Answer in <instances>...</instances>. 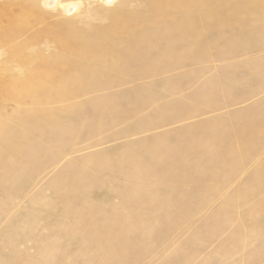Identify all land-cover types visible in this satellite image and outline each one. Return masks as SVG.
<instances>
[{
    "label": "rangeland",
    "instance_id": "1",
    "mask_svg": "<svg viewBox=\"0 0 264 264\" xmlns=\"http://www.w3.org/2000/svg\"><path fill=\"white\" fill-rule=\"evenodd\" d=\"M41 1L0 0V264H264V5L187 34L164 2L122 29L138 0H62L94 63Z\"/></svg>",
    "mask_w": 264,
    "mask_h": 264
},
{
    "label": "bare ground",
    "instance_id": "2",
    "mask_svg": "<svg viewBox=\"0 0 264 264\" xmlns=\"http://www.w3.org/2000/svg\"><path fill=\"white\" fill-rule=\"evenodd\" d=\"M48 2H40L41 4L42 3H46V4H44V5H46V6H48V8L50 7V8H52V7H59L60 9H62V12H63V14H65V16L66 15H69L70 17H68V18H64V19H61V20H57V23L55 24V28L57 29V27L58 28H61L62 30H61V32H64V36H65V39H63L64 40V42L66 41V44H71V42H74V41H76V42H74L75 43V48L74 47H71L70 48V45H67V46H65V50L63 49V51H64V53H65V55H66V57H67V54H69L70 53V56L71 55H75L76 56V58L78 59L79 58V56H80V58H82L84 55H90V57H92V62H94V63H96V62H104L105 61V59H106V56H107V51L105 50V49H102V50H100L99 51V53H93V50L90 48V46H89V44H87L85 41H86V38L85 39H83L84 37H81L80 36V34H81V28L82 27H84V26H82L81 24H79V19H78V21H76L75 20V16H71V15H73V13H75V12H77V10H78V7L80 6H78V4H76V3H73V1H71L72 3H63L62 2V0H47ZM114 1H116V0H104V2L105 3H107L108 5H110V3H113ZM133 1V0H132ZM213 0H138V1H136V3H138V6H136L135 7V11H131V10H128V12H127V14L123 17V18H118V19H114V20H112V22H111V26L113 27V26H115V27H118V28H122V29H125V28H127V24L130 22V21H141V17H140V14L141 13H143L144 12V14H148V15H146L148 18L146 19V21H147V25H144V23H143V25L142 26H148L147 28H150L149 26H151V24L149 23L148 24V22L149 21H158V20H156V16L157 17H159V13H160V11H161V9L162 8H164V6H163V2L164 3H166V5L167 6H169V8L170 7H173V8H175V9H177L180 13H179V15H178V17H177V23H173L174 24V28H178L179 30H181V31H189L190 32V27H189V25H191V24H193L192 23V21H194V19L196 18V20H198L199 21V24H201V22L203 23V22H205V21H208V19H209V17L211 16V15H213V13H214V11L215 10H219V6L217 7V6H215V5H217L218 4V2H220L221 4H223L222 3V1H218L217 2V4L215 3L213 6H215L217 9H213V7H212V4L214 3V2H216L215 0H214V2H212ZM226 1V0H225ZM225 1H224V4H225ZM234 0H231V2H229L228 1V4L230 3V5H232V3L233 4H235L234 2H233ZM240 1V0H239ZM239 1L237 2V4L239 3ZM247 0H245V2H246ZM260 2V3H262L261 5L263 6L264 5V0H255V2ZM80 2V1H79ZM227 2V1H226ZM244 2V1H243ZM249 2V1H248ZM78 3V2H77ZM129 3H131L132 4V2L130 1V0H124V1H122L121 2V4H124V5H130ZM253 3H254V1H253ZM253 3H252V5H253ZM81 4V3H80ZM114 4V3H113ZM224 4H223V6H224ZM227 4V3H226ZM112 5V4H111ZM241 5V4H240ZM246 5H247V3H246ZM222 6V5H221ZM236 6V5H235ZM235 6H231V8L232 7H235ZM214 7V8H215ZM225 7V6H224ZM226 7H227V5H226ZM225 7V8H226ZM238 7V6H237ZM242 7H243V5H242ZM228 8V7H227ZM181 9H182V11H181ZM194 10L195 9V13H196V15L197 16H194L193 15V13L192 12H190V10ZM229 9V8H228ZM251 9V8H250ZM255 9V8H254ZM107 10V9H106ZM170 10V9H169ZM231 10V9H230ZM240 10H242V9H240ZM105 11V10H104ZM224 11V10H223ZM234 11H235V9H234ZM261 11V10H260ZM259 11V12H260ZM263 11V10H262ZM103 12V11H102ZM107 12V11H106ZM245 12H247V11H245ZM249 12V11H248ZM264 12V11H263ZM104 13V12H103ZM215 13H217V12H215ZM223 13V12H222ZM230 13H232V12H230ZM240 13H242V11L240 12ZM80 14V13H79ZM167 14H168V10H167ZM171 14V13H170ZM190 14V15H189ZM219 14V13H218ZM263 14V13H262ZM261 14V15H262ZM77 15V14H76ZM102 15V14H101ZM121 15V14H120ZM215 15V14H214ZM220 15V14H219ZM218 16V15H217ZM61 17H63V16H61ZM80 17V19H81V16H79ZM104 17V16H103ZM221 17V16H220ZM100 18H102V17H100ZM237 18H239V17H237ZM97 19V18H96ZM137 19V20H136ZM143 19H144V17H143ZM158 19V18H157ZM219 19V18H218ZM222 19V18H221ZM83 20V19H82ZM88 20V19H87ZM105 20H107V19H105ZM223 20V19H222ZM237 20V19H236ZM258 20H259V18H258ZM145 21V22H146ZM216 21V20H215ZM220 21V20H219ZM224 21V20H223ZM144 22V21H143ZM161 22V21H160ZM218 22V21H217ZM93 23V22H92ZM196 23V22H195ZM227 23V22H226ZM100 24H102V23H100ZM140 24H141V22H140ZM220 24V23H219ZM40 25V24H39ZM79 25L80 26H82V27H79ZM131 25V24H130ZM202 25V24H201ZM38 26V25H37ZM196 26V25H195ZM144 27H142V28H144ZM197 27L198 28H200V26L199 25H197ZM146 28V27H145ZM84 29H86V28H83V30ZM201 29V28H200ZM204 29V28H203ZM58 30V29H57ZM130 30V29H129ZM186 32V33H187ZM196 32H198L199 33V30L198 29H196V28H193L192 29V34H195ZM53 33V32H52ZM55 33V32H54ZM188 34V33H187ZM61 36L63 35V34H60ZM82 35V34H81ZM196 35H197V33H196ZM83 36V35H82ZM85 36V35H84ZM110 36V35H109ZM111 36H112V34H111ZM110 36V37H111ZM157 36V35H156ZM161 36V35H160ZM198 36V35H197ZM88 37V36H87ZM118 37V36H117ZM63 38V37H62ZM173 38V37H172ZM108 39V38H107ZM175 39V38H174ZM195 39V38H194ZM50 40V39H49ZM110 40V39H109ZM118 40H119V37H118ZM129 40H132V39H129ZM135 40H137V38L135 39ZM196 40H198L197 38H196ZM109 42V41H108ZM126 43V42H125ZM162 43H164V42H162ZM167 43V42H166ZM174 43V42H173ZM128 44H130V45H132L133 44V41H132V44L129 42V43H127V45ZM39 45V44H38ZM136 45V44H135ZM164 45V44H163ZM188 45V44H187ZM6 46V45H5ZM106 46H107V44H106ZM110 46V45H109ZM129 46V45H128ZM128 46H127V48H128ZM40 47V46H39ZM49 47V46H48ZM62 47V46H61ZM136 47V46H135ZM172 47V46H171ZM38 48V47H37ZM58 48V47H57ZM126 48V49H127ZM50 49V48H49ZM135 48L133 49V46H130V48L129 49H127L126 51L125 50H123L124 52H125V54L126 55H131V56H133L134 55V53H135ZM4 51H6V49L4 50ZM37 51V50H36ZM40 51V50H39ZM62 51V50H61ZM40 52H42V51H40ZM112 52H114V51H112ZM63 53V52H62ZM116 53V52H115ZM138 53H139V51H138ZM141 53V52H140ZM2 54V53H1ZM5 54V53H4ZM4 54H2V55H4ZM118 54V53H117ZM120 54V53H119ZM118 54V55H119ZM133 54V55H132ZM137 54V53H136ZM136 54H135V56H136ZM56 55V54H55ZM61 55V54H60ZM120 55H122V54H120ZM146 55V54H145ZM150 55H152L151 53H150ZM158 55V54H157ZM5 56V55H4ZM62 56H63V58H65V56L62 54ZM75 56H72V57H74L75 58ZM138 56V55H137ZM136 56V57H137ZM141 56V55H140ZM153 56H155V55H153ZM29 57V56H28ZM35 57H37V55L35 56ZM42 57V56H41ZM111 57V56H110ZM112 57H114V56H112ZM117 57V56H116ZM125 57V56H124ZM135 57V58H136ZM149 57V56H148ZM151 57V56H150ZM161 57V56H160ZM46 58H48V57H46ZM54 58V57H53ZM56 58V57H55ZM54 58V59H55ZM58 58V57H57ZM73 58V59H74ZM115 58V57H114ZM66 60H67V58H65ZM126 59V58H125ZM128 59V58H127ZM133 59H134V57H133ZM137 59V58H136ZM152 59V58H151ZM32 60V59H31ZM31 60H30V62H31ZM70 60V59H69ZM135 60V59H134ZM153 60V59H152ZM1 61V60H0ZM6 61V60H5ZM12 61V60H11ZM33 61H35V60H33ZM79 61V60H78ZM111 61V60H110ZM131 61V60H130ZM7 62V61H6ZM10 62V61H9ZM29 62V61H28ZM29 62V63H30ZM76 62V61H75ZM130 63V62H129ZM77 64V63H76ZM9 65V64H8ZM12 65V64H11ZM19 65V64H18ZM28 65V64H27ZM32 65V64H31ZM4 66V65H3ZM6 66V65H5ZM20 67V66H19ZM89 67V66H88ZM113 67V66H112ZM67 68H68V66H67ZM9 69H11V67L9 66ZM8 69V70H9ZM71 69V68H70ZM4 70V69H3ZM2 70V71H3ZM25 70V69H24ZM12 71V70H11ZM10 71V72H11ZM72 71V70H71ZM25 72H27V71H25ZM2 73H5V71L4 72H2ZM7 74H9V73H7ZM5 75V74H4ZM11 75H14V74H10V78L12 77ZM18 76H20V73H19V75ZM59 76H61L59 79H60V82H62L61 84H63V85H71L72 84V82H73V80H75L74 79V77L72 78V77H69V76H66V75H59ZM58 76V77H59ZM9 77H7L6 78V80L4 79V81L2 80V78H1V81H2V83H1V81H0V100H6V99H8V92H9V89L11 90L12 88L15 90L14 91V93L15 94H13V95H16V93L17 92H20V89H18V87L17 86H13V84L12 83H9L10 81H9ZM56 77V76H55ZM13 78H15V77H13ZM12 78V79H13ZM57 80H58V78H57ZM77 80V79H76ZM12 81V80H11ZM33 84H35V83H33ZM53 84V83H52ZM54 84H55V82H54ZM32 86V84L30 83L29 84V86ZM32 87H37L36 85H34V86H32ZM52 87V86H51ZM48 88V87H47ZM46 88V89H47ZM28 90V89H27ZM30 90V89H29ZM11 92V91H10ZM44 92V91H43ZM33 93V92H32ZM12 94V93H11ZM64 94H66V93H64ZM62 95V94H61ZM37 98V97H36ZM59 98H60V96H59ZM34 99V98H33ZM36 100V99H35ZM47 100V99H46ZM44 103H45V101H44ZM7 114V113H6ZM50 114V113H49ZM52 114V113H51ZM11 115V114H10ZM14 115V114H13ZM51 116V115H50ZM3 117V116H2ZM48 117V116H47ZM53 117V116H52ZM1 118V117H0ZM4 118V117H3ZM1 120V119H0ZM16 123V122H15ZM12 124V123H11ZM15 125V124H14ZM8 127V126H7ZM9 131V130H8ZM1 133V132H0ZM7 139L8 140H10L9 139V137L7 136ZM8 140H6V141H8ZM11 141V140H10ZM3 145V144H2ZM1 145V146H2ZM10 150V149H9ZM5 161V160H4Z\"/></svg>",
    "mask_w": 264,
    "mask_h": 264
}]
</instances>
